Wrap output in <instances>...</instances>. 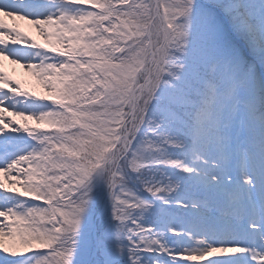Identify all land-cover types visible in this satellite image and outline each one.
<instances>
[{"label":"snow or ice","instance_id":"snow-or-ice-1","mask_svg":"<svg viewBox=\"0 0 264 264\" xmlns=\"http://www.w3.org/2000/svg\"><path fill=\"white\" fill-rule=\"evenodd\" d=\"M0 264H264V0H0Z\"/></svg>","mask_w":264,"mask_h":264},{"label":"rangeland","instance_id":"rangeland-1","mask_svg":"<svg viewBox=\"0 0 264 264\" xmlns=\"http://www.w3.org/2000/svg\"><path fill=\"white\" fill-rule=\"evenodd\" d=\"M8 19H9V23L14 22L10 18H8ZM15 23H18L25 31H28L31 35L35 36L37 39H42L41 37H39L35 28L32 25L28 24L27 21L17 20V21H15ZM4 67L9 72L10 75H12L15 78L20 79L23 82H25V87H28L31 90H34V91H37L40 93H44V89L42 88V86H40L36 82L35 78L31 75V73L29 71H27L22 66V64H13L11 61L5 60L4 61ZM32 123H34V121Z\"/></svg>","mask_w":264,"mask_h":264}]
</instances>
